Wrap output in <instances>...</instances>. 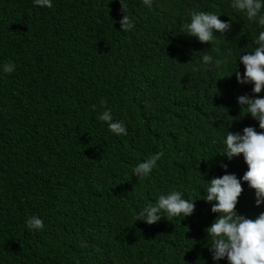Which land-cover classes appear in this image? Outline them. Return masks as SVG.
I'll list each match as a JSON object with an SVG mask.
<instances>
[{
  "label": "trees",
  "instance_id": "trees-1",
  "mask_svg": "<svg viewBox=\"0 0 264 264\" xmlns=\"http://www.w3.org/2000/svg\"><path fill=\"white\" fill-rule=\"evenodd\" d=\"M52 3L0 0V65H16L0 72V264H217L205 229L218 214L203 187L224 174L221 160L238 177L247 170L242 154L219 155L227 131H264L242 117L237 98L252 86L232 74L260 27L230 0H126L127 32L120 0ZM190 9L219 14L231 30L200 43L185 34ZM229 51L222 72L200 66L203 54ZM105 108L127 135L98 119ZM159 151L138 180L132 169ZM242 185L237 210L254 219L264 205ZM172 189L196 200L194 214L136 221ZM30 215L42 230L26 226Z\"/></svg>",
  "mask_w": 264,
  "mask_h": 264
},
{
  "label": "clouds",
  "instance_id": "clouds-1",
  "mask_svg": "<svg viewBox=\"0 0 264 264\" xmlns=\"http://www.w3.org/2000/svg\"><path fill=\"white\" fill-rule=\"evenodd\" d=\"M120 2L125 14L119 23L121 31L127 32L134 29L135 23L132 17L126 14V0ZM143 2L149 7L152 4V0ZM33 4L37 7H53L52 0H33ZM230 5L236 13L242 14L247 21L260 27L254 38V49L239 55L238 67L232 74L239 84L252 86L253 95L244 94L237 98L242 117L250 114L258 121L259 129L264 130V96L255 95L264 91V0H230ZM188 17L189 21L184 25L185 34L203 44L210 42L213 46L215 33L224 35L232 27L231 21L221 20L220 15L215 12L190 9ZM229 57L231 51L228 57L224 58H214L205 53L200 58V66L205 70L211 66L222 72L229 63ZM240 64L244 66L243 73L239 70ZM15 69L16 65L12 61L0 65V72L3 73L10 74ZM98 119L106 122L113 134L127 135L124 122L115 120L111 109L105 108L99 113ZM222 143L224 147L219 155L231 161L242 154L247 170L243 176L238 177L236 173L229 172L228 163L221 160L219 167L224 169V174L206 181L203 200L211 205L212 213L218 214L205 229L206 246L212 260L217 264L222 259H226L228 264H264V212L253 219L237 210L239 198L244 191L242 182L254 189L256 206L264 205V131H257L256 127L251 125L245 126L242 131H227ZM163 156L164 152L159 151L139 162L132 169L133 175L138 177V180L148 177ZM195 201L190 197L185 198L184 193L176 189L161 192L153 203L146 204L136 213V221L143 220L151 225L164 217L168 219L182 216L185 219L194 214ZM25 224L32 230H42L44 227L42 218L37 215L28 216Z\"/></svg>",
  "mask_w": 264,
  "mask_h": 264
}]
</instances>
